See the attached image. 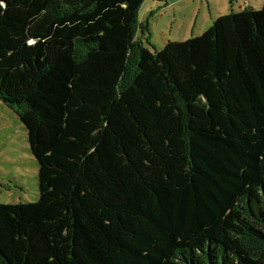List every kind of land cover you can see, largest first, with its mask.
Instances as JSON below:
<instances>
[{"label":"trees","instance_id":"1","mask_svg":"<svg viewBox=\"0 0 264 264\" xmlns=\"http://www.w3.org/2000/svg\"><path fill=\"white\" fill-rule=\"evenodd\" d=\"M144 0H0V100L39 199L0 264H264V0L150 52Z\"/></svg>","mask_w":264,"mask_h":264},{"label":"rangeland","instance_id":"2","mask_svg":"<svg viewBox=\"0 0 264 264\" xmlns=\"http://www.w3.org/2000/svg\"><path fill=\"white\" fill-rule=\"evenodd\" d=\"M263 0H144L137 12V39L150 52L167 42H183L208 30L220 15L261 8ZM39 199L38 165L29 151L27 131L0 100V204Z\"/></svg>","mask_w":264,"mask_h":264}]
</instances>
